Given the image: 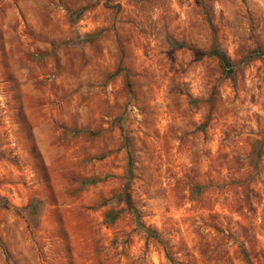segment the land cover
Here are the masks:
<instances>
[{"label":"rangeland","instance_id":"obj_1","mask_svg":"<svg viewBox=\"0 0 264 264\" xmlns=\"http://www.w3.org/2000/svg\"><path fill=\"white\" fill-rule=\"evenodd\" d=\"M0 197V264H264V0H0Z\"/></svg>","mask_w":264,"mask_h":264},{"label":"trees","instance_id":"obj_2","mask_svg":"<svg viewBox=\"0 0 264 264\" xmlns=\"http://www.w3.org/2000/svg\"><path fill=\"white\" fill-rule=\"evenodd\" d=\"M208 55L210 56H214L217 57L218 60L220 61L221 66L227 70V72H231L232 71V65L229 62L226 54L221 51L217 45V43L215 42V40L212 43V46L210 48V50L207 52ZM132 171V165H131V161L129 159L128 161V175L131 174ZM96 182V180H91V181H86L83 184H94ZM38 201H36L35 203H31L28 205L27 209L29 208L32 209L34 207V205L37 203ZM7 207V202L5 201L4 198L0 197V209H4ZM119 215V212H109L107 214V217L109 218L110 222H113ZM135 222L137 225V228L141 231H143L144 233H146L149 236H155V233L147 228H145V226L143 225V223L140 221V218L138 215H135Z\"/></svg>","mask_w":264,"mask_h":264}]
</instances>
